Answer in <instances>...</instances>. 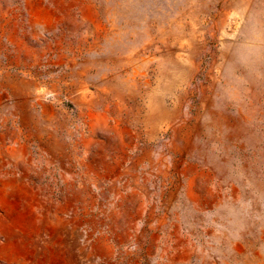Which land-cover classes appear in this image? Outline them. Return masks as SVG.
Wrapping results in <instances>:
<instances>
[{"label": "rangeland", "instance_id": "1", "mask_svg": "<svg viewBox=\"0 0 264 264\" xmlns=\"http://www.w3.org/2000/svg\"><path fill=\"white\" fill-rule=\"evenodd\" d=\"M110 198L264 264V0H0V264H170L159 229L96 245Z\"/></svg>", "mask_w": 264, "mask_h": 264}, {"label": "crops", "instance_id": "2", "mask_svg": "<svg viewBox=\"0 0 264 264\" xmlns=\"http://www.w3.org/2000/svg\"><path fill=\"white\" fill-rule=\"evenodd\" d=\"M24 144H28L24 141ZM125 154H119L122 156ZM123 158L105 159V163L119 166ZM120 175L117 171L114 176L103 174L101 177L84 179L90 184L102 185L112 188L116 184V175ZM115 178V179H112ZM174 199H165L162 203L161 210L146 213V203L141 201L137 204V211L133 201L129 199H106L100 202V216L95 224H91L86 217L85 225L93 226L96 232L100 233V238L96 245L115 252L124 247H130L132 243H140V236H144V244L147 248H152L153 242L147 241L145 234L148 229H159L164 237L157 241L155 247L157 251L168 252L169 263L172 264L173 256L177 264H185L190 252L195 250L189 239L181 232V226L177 225L178 213L175 211ZM177 203V202H176ZM138 209H142L143 213H139ZM98 215V214H97ZM57 216L54 214L51 218V225L57 227ZM138 220H146L147 228L142 227ZM121 237H124L121 239ZM164 238V239H163ZM139 241V242H138ZM191 256V255H190ZM121 259L116 260V264H120Z\"/></svg>", "mask_w": 264, "mask_h": 264}, {"label": "built area", "instance_id": "3", "mask_svg": "<svg viewBox=\"0 0 264 264\" xmlns=\"http://www.w3.org/2000/svg\"><path fill=\"white\" fill-rule=\"evenodd\" d=\"M83 231H84V235L88 236V231H87V229H84Z\"/></svg>", "mask_w": 264, "mask_h": 264}]
</instances>
